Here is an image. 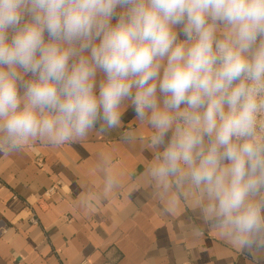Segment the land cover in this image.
<instances>
[{
    "label": "clouds",
    "instance_id": "1",
    "mask_svg": "<svg viewBox=\"0 0 264 264\" xmlns=\"http://www.w3.org/2000/svg\"><path fill=\"white\" fill-rule=\"evenodd\" d=\"M127 108L162 211L192 203L264 256V0H0V152L124 128Z\"/></svg>",
    "mask_w": 264,
    "mask_h": 264
},
{
    "label": "crops",
    "instance_id": "2",
    "mask_svg": "<svg viewBox=\"0 0 264 264\" xmlns=\"http://www.w3.org/2000/svg\"><path fill=\"white\" fill-rule=\"evenodd\" d=\"M123 123L0 152V264H264L207 227L194 204L162 211L145 173L152 130L131 108ZM124 129L138 139L124 143Z\"/></svg>",
    "mask_w": 264,
    "mask_h": 264
},
{
    "label": "built area",
    "instance_id": "3",
    "mask_svg": "<svg viewBox=\"0 0 264 264\" xmlns=\"http://www.w3.org/2000/svg\"><path fill=\"white\" fill-rule=\"evenodd\" d=\"M0 185H1V182H0ZM54 191H55V187H53V186L49 187L48 189H46V190L43 192V197H49L51 194L54 193ZM30 221H31L32 223H36V220H35L33 217H31Z\"/></svg>",
    "mask_w": 264,
    "mask_h": 264
}]
</instances>
